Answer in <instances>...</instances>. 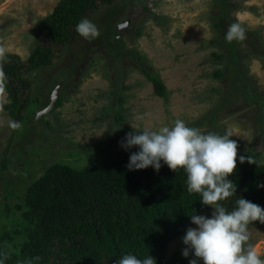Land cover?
<instances>
[{"label":"rangeland","instance_id":"rangeland-1","mask_svg":"<svg viewBox=\"0 0 264 264\" xmlns=\"http://www.w3.org/2000/svg\"><path fill=\"white\" fill-rule=\"evenodd\" d=\"M58 2L0 0L5 54L26 61L39 23ZM223 14L244 27V41L228 42L213 27ZM88 19L97 38L78 34L51 66L24 74L32 85L19 127H10V101L0 93V230L8 225L7 245L17 255L30 228L22 217L27 190L53 166L67 177L135 152L121 147L131 125L156 130L182 119L204 133L229 132L237 155L264 164V0H113ZM140 64L160 77L166 98L154 95ZM57 85L61 105L38 120ZM212 211L205 205L197 215ZM189 227L196 226L190 221ZM185 232L169 243L165 258L182 253ZM248 232V243L264 258V223L251 222Z\"/></svg>","mask_w":264,"mask_h":264},{"label":"trees","instance_id":"trees-1","mask_svg":"<svg viewBox=\"0 0 264 264\" xmlns=\"http://www.w3.org/2000/svg\"><path fill=\"white\" fill-rule=\"evenodd\" d=\"M112 3L59 0L52 13L39 23L38 43L26 61L6 54L2 64L10 101L6 107L14 121L19 120L31 91L32 82L24 74L51 66L78 35L75 25L100 6ZM222 3L225 6V1ZM229 25L223 14L213 27L225 37ZM139 68L152 84L154 95L166 98L160 77L144 65ZM222 75L214 73L216 78ZM59 105L61 99L55 107ZM131 153H119L111 162L96 163L89 170L67 177L61 173L62 168H49L26 192L22 217L30 228L25 230L19 255L8 248V225L0 230V264H115L125 253L139 258L148 254L156 264H188L193 258L191 253L185 258L176 251L165 258V252L169 243L186 231L190 215L204 209L200 194L188 193L182 169L175 172L162 164L158 171L151 166L129 170ZM239 156L229 176L236 183V194L221 203L231 211L241 197L264 208V187H257L264 184V164L249 155L245 156L254 163H240Z\"/></svg>","mask_w":264,"mask_h":264},{"label":"clouds","instance_id":"clouds-1","mask_svg":"<svg viewBox=\"0 0 264 264\" xmlns=\"http://www.w3.org/2000/svg\"><path fill=\"white\" fill-rule=\"evenodd\" d=\"M75 31L87 41L100 35L97 25L88 18H82L75 25ZM245 39V29L240 23L233 22L228 26L226 41L242 42ZM6 59L5 50L0 47V93L5 91L7 81L2 67ZM144 115H137L136 119L142 120ZM131 126L133 131L121 142L126 151L136 147L129 155L127 168L142 170L151 166L158 171L163 164L175 172L182 169L186 174L188 193L200 194L201 203L213 209L210 216L190 215L191 223L196 227L187 228L181 238L185 245L182 256L187 258L191 253L193 257L188 264H264L261 253L248 243V226L253 221L264 223V208L241 197L231 211L221 203L236 194V183L229 179L237 165L238 144L230 139L232 134L204 133L187 126L182 119H176L171 127L164 125L156 130H137ZM10 127L17 128L19 124L11 121ZM117 129L119 127L113 130ZM238 159L240 163L245 160L254 163L245 155ZM257 187H264V184ZM115 264H156V260L148 254L139 258L134 253H125Z\"/></svg>","mask_w":264,"mask_h":264},{"label":"water","instance_id":"water-1","mask_svg":"<svg viewBox=\"0 0 264 264\" xmlns=\"http://www.w3.org/2000/svg\"><path fill=\"white\" fill-rule=\"evenodd\" d=\"M59 88H60L59 85H57L55 87L48 104L43 109L39 110V112L37 113V119L38 120H39L41 115H44V114L48 113L55 106L56 101L58 99Z\"/></svg>","mask_w":264,"mask_h":264}]
</instances>
